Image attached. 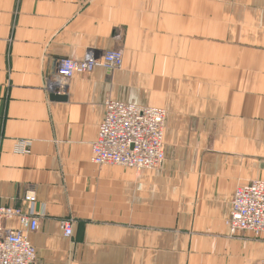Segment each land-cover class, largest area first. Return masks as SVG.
<instances>
[{
	"label": "crops",
	"instance_id": "0c3cea01",
	"mask_svg": "<svg viewBox=\"0 0 264 264\" xmlns=\"http://www.w3.org/2000/svg\"><path fill=\"white\" fill-rule=\"evenodd\" d=\"M115 49L60 87V60ZM108 98L167 109L158 168L92 162ZM253 179L264 0H0V205L39 216L34 264H264V234L227 225Z\"/></svg>",
	"mask_w": 264,
	"mask_h": 264
},
{
	"label": "built area",
	"instance_id": "2783aa9c",
	"mask_svg": "<svg viewBox=\"0 0 264 264\" xmlns=\"http://www.w3.org/2000/svg\"><path fill=\"white\" fill-rule=\"evenodd\" d=\"M121 50H108L102 57L89 53L84 59L64 58L57 68V82L64 90L68 80L77 74L92 73L97 67L111 72L121 67ZM164 107L125 102L108 98L105 115L92 144L91 160L100 165H117L137 171L153 170L166 156ZM26 143L21 148L24 150ZM25 199L34 204L36 196L28 191ZM16 222L17 228L7 225ZM227 225L231 234L250 231L264 234V179H253L237 186ZM39 216L33 210L0 205V264H34L37 250L28 237L39 229ZM67 236L72 235V223L62 221Z\"/></svg>",
	"mask_w": 264,
	"mask_h": 264
},
{
	"label": "water",
	"instance_id": "95a60500",
	"mask_svg": "<svg viewBox=\"0 0 264 264\" xmlns=\"http://www.w3.org/2000/svg\"><path fill=\"white\" fill-rule=\"evenodd\" d=\"M54 98L58 99V100H65L66 99L65 96H61V95H55Z\"/></svg>",
	"mask_w": 264,
	"mask_h": 264
},
{
	"label": "rangeland",
	"instance_id": "374dc122",
	"mask_svg": "<svg viewBox=\"0 0 264 264\" xmlns=\"http://www.w3.org/2000/svg\"><path fill=\"white\" fill-rule=\"evenodd\" d=\"M154 106H155V105H154ZM161 107H164V106H161ZM164 108H165V107H164ZM165 109H166V108H165ZM166 111H167V109H166ZM165 129H166V127H165ZM165 151H166V146H165ZM165 157H166V156H165ZM164 160H165V159H164ZM162 163H163V162H162ZM162 163H161V164H162ZM161 164H160V165H161ZM157 168H158V167H157ZM155 169H156V168H155Z\"/></svg>",
	"mask_w": 264,
	"mask_h": 264
},
{
	"label": "bare ground",
	"instance_id": "6f19581e",
	"mask_svg": "<svg viewBox=\"0 0 264 264\" xmlns=\"http://www.w3.org/2000/svg\"><path fill=\"white\" fill-rule=\"evenodd\" d=\"M166 122H167V119H166ZM230 215V214H229Z\"/></svg>",
	"mask_w": 264,
	"mask_h": 264
}]
</instances>
